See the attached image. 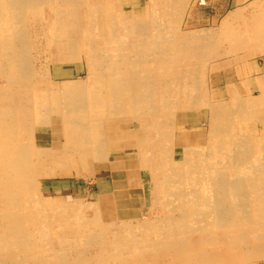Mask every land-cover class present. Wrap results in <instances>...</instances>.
I'll return each mask as SVG.
<instances>
[{
  "label": "bare ground",
  "instance_id": "bare-ground-1",
  "mask_svg": "<svg viewBox=\"0 0 264 264\" xmlns=\"http://www.w3.org/2000/svg\"><path fill=\"white\" fill-rule=\"evenodd\" d=\"M127 7L120 0H0V264H46V254L52 249L55 251L48 253L82 256L86 242L102 249L96 252L99 264H165L168 258L189 264H224L225 258L228 264H238L244 248L264 251L263 130L247 127L237 136L225 118L236 109L231 104L211 100L198 106L196 86L204 83L206 76L197 79L196 64L186 59V50L197 46L196 52L205 44L185 41L186 36L175 44V36L164 29L156 9L140 16L138 10ZM232 35L248 38L246 33ZM256 38L264 40V28ZM176 50L186 52L185 59L175 62ZM79 53H84L89 64L86 80L53 82L49 63H72ZM214 69L207 85L219 88L227 81L228 71L216 73ZM255 83L256 88L247 90L253 103L264 96V78ZM200 108L208 110L209 129L199 137L205 156L194 157L188 136L178 128L198 119H190L185 110ZM174 111L179 112L172 120ZM259 112L257 117L264 123ZM166 142L183 147L181 168L174 162V150L163 147ZM249 143L257 144L251 157L246 154ZM148 146L151 148L146 151ZM116 150L133 153L122 156L125 163L122 158L111 161L109 152ZM94 161L113 162L114 169L132 164L145 170L144 176L149 174L154 182L155 194H164L166 201L171 194L178 197V217L169 216L156 225H137L145 234L137 239L145 240L135 244L133 237L125 243L126 235L117 234V228L127 225L123 219L119 226L100 230L113 234L107 238L97 232L91 236V228L77 226L72 230L83 235L76 241L67 228L70 221L59 218L60 224L50 232L41 231L45 240L50 233L55 235L53 242L45 241L47 251L43 252L23 219V212L30 211L27 193L36 188L38 178L54 175L57 168L70 169L78 178L87 177ZM45 162L48 168L39 170ZM183 182L194 193L188 200L181 197ZM91 203L100 208L93 218L98 228L107 223L100 215L108 222L118 217L110 204ZM45 204L55 207L53 201ZM60 204L65 203L56 205ZM164 205L167 211L172 209L171 204ZM233 206L235 212H231ZM251 207L258 208L250 217ZM208 213L215 219V229H221L213 233L215 244L210 243L209 248L204 245L209 243H203L207 230L199 225ZM246 214L249 217L244 219ZM226 215L242 220L233 229L235 234L225 232ZM196 233H201L198 238L191 236ZM72 239L78 243L76 248L68 247ZM256 243L260 245L253 246ZM188 250L192 253L186 258L182 252ZM83 262L88 264V260Z\"/></svg>",
  "mask_w": 264,
  "mask_h": 264
},
{
  "label": "rangeland",
  "instance_id": "rangeland-1",
  "mask_svg": "<svg viewBox=\"0 0 264 264\" xmlns=\"http://www.w3.org/2000/svg\"><path fill=\"white\" fill-rule=\"evenodd\" d=\"M128 1L129 0H120L121 3L126 4L131 10H138L136 14L139 15L140 13V16L144 11L151 12L152 10L154 12L156 9V11L159 12L162 22L164 23V29H166L167 33L171 36H175L174 43L177 39H184L186 36L185 41H190L192 43H196L197 45L199 42H203V44H205L204 47H198L196 52H194V49H196L197 46L195 48L191 47L190 51L186 50L188 52V55L186 56L188 58L186 59H189L196 64V76L198 75L197 79L199 80L206 76L204 80L206 83L199 82L196 86L197 99L195 100L198 101V106H202V102L206 101L208 103L211 100V103L215 104L223 102L224 106L231 104V106L236 109L235 111H229L225 115V118L230 126L235 127V133L237 136L246 131L247 127H257L258 130H263L261 133L264 134V123H262L257 117V113L260 111L259 114L263 116L264 120V96L260 101L253 103L248 100L247 91L249 88H256L257 84L255 82L260 78H264V40L259 41L260 39L256 38L257 34L259 35L260 33H263L264 27L262 28V25H264V23H262V20H264V0H203V2H201L202 0H153L155 1L153 4L152 0ZM234 14H237L238 16L232 17ZM147 17L150 19L149 16ZM253 29H255V31H252ZM245 30L248 32H245ZM199 32L202 34H199ZM194 33L197 34L193 35ZM234 33H246L248 34V38H243L240 35L241 38L238 37L237 39L232 35ZM176 52L177 54L174 59L175 62L182 57L185 59L183 54L186 52L178 50H176ZM79 55L80 56L72 63L60 62L55 64V66H53L52 63H49L48 66H51L50 70H52L49 76L52 77V81L59 84L63 82L85 81L87 78L89 64L84 58V53H79ZM53 67H56V71ZM90 68H93L92 65ZM247 68L248 71L250 70L252 73L246 74ZM213 69V72L216 71V73L228 71V79L224 83L225 85L222 84L219 88H211L209 82L207 85V78H212L210 72ZM37 72L40 74L42 73V70L39 69L38 71L37 69ZM246 78L248 79L246 80ZM205 85H207V87ZM257 95L258 94L256 93V96ZM239 107L244 110H239ZM174 112L172 113V120H175L176 114L179 111H176L175 114ZM184 112L189 114L188 117H190V119L198 117L200 121L197 119L194 122L195 125H193L194 123L192 124L187 122L186 125H181L178 129L185 136H188V140H185L187 141L188 147L191 146L189 148H192L194 157H204L205 154L200 151L202 144L199 137L202 132H208L209 129L206 127L208 125V118L205 117L208 116V110L206 112L205 109L203 110L200 108L185 110ZM151 146H148L146 151H149ZM164 146L166 147V150L170 149V152L174 150L176 154L174 162L181 168L184 165H180L184 159L182 156V151H184L182 150L183 147L178 145L169 146L167 142L163 144V147ZM254 147L256 148L257 144H248L246 154L249 157L253 154V150L255 149ZM116 151L109 152L110 155L113 156L111 161L133 153L123 150ZM238 152L242 157L243 155L241 154L242 152L240 149ZM118 154H120L119 157L117 156ZM122 159H124L121 161L123 163L127 161L125 158ZM112 163L113 162L110 161L92 162L89 166L90 174L83 178L76 177L70 169L57 168L55 170L56 175L54 174L40 177L36 180V188L32 187L27 193L31 213L29 210L24 211L23 219L28 224V226H26L28 227V231L30 230L33 235V238H36L35 240L43 246V252L47 251L45 250V241L53 242L55 238L52 239V237L55 235L50 233L48 239L45 240L42 237L43 234L41 231L44 230L50 232L51 228L60 224L59 222L61 219L59 218H64V221H70V227H68L64 222L63 225L73 231V234L76 236V241L78 239L81 240L80 238L83 235L82 231L72 230L77 226L81 228H91L92 231H89L90 235L97 232L99 236L104 235V237L107 238L113 234L110 232L104 233L100 230L102 228H107L108 226H119L123 223L120 220L123 219L126 221L125 224L127 225L125 228H122L124 225L117 228V234L126 235V237H124L126 239L124 240L125 243L130 242V236L133 237V243L135 244V241L138 240L137 238L145 235L137 225H147L149 223H154L156 225L161 220H167L169 216L178 217L177 212L181 206L178 197L175 199L170 193L171 196L166 201L164 194H155L154 192L156 188L150 175L148 174L149 176H144L143 171L145 170H141L138 166H132L131 164L130 166H126L121 169H114L113 166H111ZM48 166L49 164H46L45 162V164L42 163L38 169L44 170L48 168ZM244 182L245 184L248 183L246 179ZM180 188L184 189L183 195L181 196L184 200H188L194 195L193 190L191 189L192 187L190 185L187 186V183L183 182V185L180 186ZM46 200H49V202L53 201L56 208H49V206L45 204ZM93 201L96 202L95 204L98 202L102 203L101 205L110 204L113 211H118L113 213L115 216L118 215V217L113 218L112 222H108L105 215H98L100 220H104V222L107 221L106 224L100 225V228H98L99 225L98 223H94L93 218L96 216L95 211L97 212V209L100 210V208H98L97 205H92L91 202ZM60 202L65 204L56 205ZM164 203L171 204L172 209L175 208L173 213L172 209L170 210L171 212L166 210ZM186 208L189 209L188 206H186ZM257 208H248L250 209L248 210L250 217L255 214L254 212H256ZM234 209L235 208L233 206L231 208V212H235L233 211ZM63 210L64 215L61 214ZM76 210L79 211L78 215H75ZM231 212H229V214H232ZM109 213L111 212H108V214ZM249 216L246 214L244 219H247ZM230 217V215H226L224 218L226 220L224 227L225 232L228 233L227 235L235 234L233 229L238 227L240 225L239 222L242 221L240 219V221L237 222L235 217L232 216L233 218L229 219ZM76 221L78 222V225ZM81 221L85 223H82ZM245 223L248 222L245 221ZM200 224L201 227L204 225L207 230L204 233L203 243H209L204 244L209 248L214 240L212 236L213 233L218 232V230L220 232L221 229H215V219L212 215H210V213H208V216L206 215L200 219L199 225ZM67 233H69V231H67ZM200 234L196 233L191 236L198 238ZM75 240L71 242L68 247L76 248L75 246L78 245V243ZM143 240H145V238H140L138 241L141 242ZM74 242L75 245L73 244ZM253 242H256V239H253ZM214 244L215 243L212 245ZM99 245L100 242L97 246ZM256 245L258 246L260 244L256 243L253 246ZM84 248L85 252L82 256H77L78 254L76 255V252L73 254L61 253L59 256L56 255L55 252L48 253L55 251L52 249L53 251L50 250L47 252V259L45 263L62 264L63 262V264H83L84 260H88V264H99L100 259L96 252H99L102 249L97 248L96 246L92 247L90 242L84 243ZM41 250L42 249L40 248V251ZM249 250L254 252H249ZM38 251L39 250L36 246L35 252ZM182 253L186 258H188L192 251L188 250L187 252ZM5 255H9V252L5 253ZM243 255L244 257H242V261L238 262V264H264V251L261 252L260 248L246 247L244 248ZM168 259L165 264H189L178 262L176 260H172L171 258ZM224 264H228V260L225 258ZM229 264L235 263L233 261Z\"/></svg>",
  "mask_w": 264,
  "mask_h": 264
}]
</instances>
